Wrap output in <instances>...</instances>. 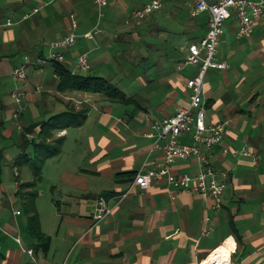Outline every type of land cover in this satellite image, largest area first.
<instances>
[{
  "label": "crops",
  "instance_id": "crops-1",
  "mask_svg": "<svg viewBox=\"0 0 264 264\" xmlns=\"http://www.w3.org/2000/svg\"><path fill=\"white\" fill-rule=\"evenodd\" d=\"M150 1L109 0L99 16L94 0H0V264H264V17L245 39L228 17L217 53L225 69L204 78L206 123L226 125L208 156L226 176L221 208L165 181L118 203L130 174L161 160L145 134L188 106L198 67L181 65L208 28L207 13L188 15L189 0H165L168 18L135 19ZM69 34L76 43L63 51L64 67L79 74L87 54L88 75L120 98L63 87L54 63H37ZM26 63V79L14 80ZM14 92L25 94L17 121ZM244 148L249 156L229 153ZM199 170L197 160L173 164L175 176ZM44 179L47 191L38 188ZM99 197L113 213L95 224ZM34 217L47 249L29 233Z\"/></svg>",
  "mask_w": 264,
  "mask_h": 264
},
{
  "label": "built area",
  "instance_id": "built-area-1",
  "mask_svg": "<svg viewBox=\"0 0 264 264\" xmlns=\"http://www.w3.org/2000/svg\"><path fill=\"white\" fill-rule=\"evenodd\" d=\"M189 14L199 17L207 13L208 28L204 37L197 43L188 47V54L181 65L184 67H198V74L188 80L186 87L190 92V102L186 107L177 108L175 114L160 122H151L150 130L145 134L147 138H154L150 152H161L159 162L145 165L138 172L131 187L119 196L118 203L124 201L134 187L142 190L148 189L153 182L165 181L176 191H186L198 196L209 198L213 203V209L219 210L222 206V197L226 184L222 179L226 176L210 166L208 156L215 146L223 142L226 132L225 124L206 123V107L203 102L202 92L204 78L210 70H223L225 65L218 62L217 53L221 37L224 34V24L233 14L237 21L236 36L238 39L249 38L253 33L255 24L264 17V0L251 2L248 0H215L209 3L207 0H189ZM165 0H151L143 9L136 10L133 17L142 20L146 16L162 10ZM94 5L101 12L108 5V0H94ZM11 21L7 25H11ZM76 43V36L69 34L50 46L48 58H42L37 63L47 64L51 62L62 64L65 61L63 51L72 48ZM27 63L17 67L13 72L14 80H24L27 77ZM76 69L79 74H88L91 66L87 54L77 58ZM13 99L18 107L13 113L14 121L24 111L22 102L25 94L14 92ZM182 138H189L190 143H183ZM226 152H229L226 150ZM234 157L249 156L244 148L240 151L229 152ZM197 160L200 170L195 175L173 174V164L180 161ZM113 213V207L105 197H99L94 202L91 218L95 224L109 219ZM210 229L205 228L203 236L208 235Z\"/></svg>",
  "mask_w": 264,
  "mask_h": 264
},
{
  "label": "trees",
  "instance_id": "trees-1",
  "mask_svg": "<svg viewBox=\"0 0 264 264\" xmlns=\"http://www.w3.org/2000/svg\"><path fill=\"white\" fill-rule=\"evenodd\" d=\"M190 15V14H189ZM191 16V15H190ZM192 17V16H191ZM193 19L195 17H192ZM184 62V61H183ZM54 63L56 67V73L59 76L61 85L63 87H71L76 89H81L85 92H92V93H98L99 91H102L108 99H114L116 97L120 98L121 93L109 82H106L103 79L95 78L92 76H89L88 74H72L70 70L66 69L63 64ZM24 137L26 138V134H24ZM25 142L28 143V140L25 139ZM39 179V173L36 174ZM136 173L130 174V176H135ZM37 221L36 218H31L29 222V233L36 239L43 240L42 247L44 249L48 248L49 245V238H45L42 236L40 231L37 229Z\"/></svg>",
  "mask_w": 264,
  "mask_h": 264
},
{
  "label": "rangeland",
  "instance_id": "rangeland-1",
  "mask_svg": "<svg viewBox=\"0 0 264 264\" xmlns=\"http://www.w3.org/2000/svg\"><path fill=\"white\" fill-rule=\"evenodd\" d=\"M108 2H109V0H108ZM167 9H168V8H167ZM96 11H97V10H96ZM103 11H105V9H103ZM169 14H170V13H168L167 11H165V9H164V10L162 9V10H160V11H158V12L153 13L152 16L159 17V19H163V18H165V17L168 18V15H169ZM188 15H189V12H188ZM188 15L185 14V16H188ZM51 44H53V43H50V44H48V45L46 46V52H45V54H44V58H48V56H49V50H50V46H51ZM59 158H61V157H59ZM48 169H49L50 171H52V170H54V166H49ZM50 185H51V183H49V182L47 183L46 179H44L43 182L39 183L38 188H39V189L44 188V190L47 191V189H48V190L50 189ZM47 186H49V187L46 188Z\"/></svg>",
  "mask_w": 264,
  "mask_h": 264
},
{
  "label": "water",
  "instance_id": "water-1",
  "mask_svg": "<svg viewBox=\"0 0 264 264\" xmlns=\"http://www.w3.org/2000/svg\"><path fill=\"white\" fill-rule=\"evenodd\" d=\"M211 261H213V260L211 259Z\"/></svg>",
  "mask_w": 264,
  "mask_h": 264
}]
</instances>
